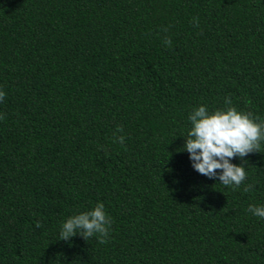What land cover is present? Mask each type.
Wrapping results in <instances>:
<instances>
[{"label":"trees","instance_id":"1","mask_svg":"<svg viewBox=\"0 0 264 264\" xmlns=\"http://www.w3.org/2000/svg\"><path fill=\"white\" fill-rule=\"evenodd\" d=\"M0 90V264H264V152L233 190L181 151L201 105L264 120V0H0Z\"/></svg>","mask_w":264,"mask_h":264},{"label":"clouds","instance_id":"2","mask_svg":"<svg viewBox=\"0 0 264 264\" xmlns=\"http://www.w3.org/2000/svg\"><path fill=\"white\" fill-rule=\"evenodd\" d=\"M193 23L199 26V18L194 17ZM164 31H167L165 28ZM164 44L171 47L170 37L164 38ZM5 92L0 90V102L5 98ZM226 109H216L209 112L205 105L194 108L188 116L190 130L184 137L182 150L189 153L192 167L199 174L208 178H216L224 186L239 189L247 179L244 158L251 153L261 151L264 141V120L254 117L251 112L239 111L232 106L230 97L225 98ZM0 115V120L4 119ZM117 132H123V126H117ZM114 142L124 144L123 135L113 137ZM107 152V149H104ZM239 157L241 164L232 163L233 158ZM219 170V171H218ZM253 185L244 187V192L253 190ZM226 195V193H225ZM254 216L264 219V206L249 205L247 209ZM111 217L105 211L103 202L94 208L70 216L61 225L60 239L71 241L79 235L88 241L97 237L98 242H108ZM41 225L37 223V227Z\"/></svg>","mask_w":264,"mask_h":264}]
</instances>
